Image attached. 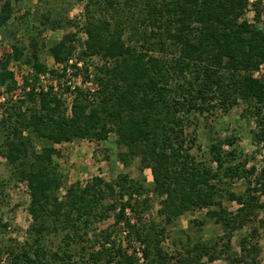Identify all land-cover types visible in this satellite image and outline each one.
I'll list each match as a JSON object with an SVG mask.
<instances>
[{
    "label": "trees",
    "instance_id": "1",
    "mask_svg": "<svg viewBox=\"0 0 264 264\" xmlns=\"http://www.w3.org/2000/svg\"><path fill=\"white\" fill-rule=\"evenodd\" d=\"M19 1L0 0V41L10 45L0 56V157L26 186L31 222L24 242L0 245V264H203L222 255L227 264H261L264 165L249 162L264 150V77L258 75L264 0H84L82 20L63 15L59 0H40L45 27L66 30L48 48L61 69L40 60L36 34L30 33L29 47L18 39L12 19ZM249 7L254 22L246 18ZM28 15L24 10L21 19ZM93 57L98 62L91 66ZM70 58L81 81L74 88L62 85ZM11 63L17 72L28 70L21 85ZM41 72L62 92L52 84L43 90ZM241 104L253 123L254 156L243 152L237 135L217 133L198 158L194 115L226 114ZM110 134L123 166L138 159V177L94 175L69 184L61 197L56 144L105 141ZM146 168L151 181L141 175ZM239 180L245 182L241 192L234 186ZM154 197L160 222L144 221ZM195 210H205L190 220L195 233L208 221L221 233L197 240L187 235L179 242L183 250L169 255L161 246L168 225ZM109 217L112 223L97 226ZM7 227L0 216V230Z\"/></svg>",
    "mask_w": 264,
    "mask_h": 264
},
{
    "label": "rangeland",
    "instance_id": "2",
    "mask_svg": "<svg viewBox=\"0 0 264 264\" xmlns=\"http://www.w3.org/2000/svg\"><path fill=\"white\" fill-rule=\"evenodd\" d=\"M59 2L60 5H62V2L64 4L63 15L70 19L77 18L78 20H82L84 0H59ZM19 3L20 5L22 4V6L18 4L15 7L12 19V26H17L19 28L17 33L18 39L25 46L29 47L30 33L36 34L39 41V58L47 68H53L55 63L48 53V48L51 44L58 41L66 30H50L47 26V28L45 27L43 19L39 15V12L43 10V3H41L40 0H20ZM250 8L251 7L247 10L246 18L249 22H254V13ZM24 10L29 11V15L21 19ZM259 25L264 28V5L260 15ZM67 30H71V28ZM9 50L10 45L8 41L1 40L0 56ZM88 60L91 66L98 62V59L95 57ZM10 66L13 68L16 67L13 63H11ZM27 71V68L22 69V73H27ZM258 75L264 77V64L261 66ZM243 108L241 104L235 106L226 114L220 112L213 115L205 114L207 117L205 115H194L198 124L196 134L197 144L200 148H194L192 151L197 154L198 158L204 157L207 142H209V136H214L217 133L222 136H227L231 133L237 135L239 137V145L242 147L243 152L248 156H254V145L249 131L250 128H253V123L251 122L252 120L249 121L247 117L243 116ZM40 145L41 143L37 142L36 146L38 148H40ZM56 148L59 149L60 154L54 156V160L64 176V181L59 192L61 197L65 192L66 186L74 182L84 184L94 175H99L105 180H110L120 172H128L132 177H138L140 173L138 170V159H133L128 167L123 166L122 163L117 160L116 152L118 147L115 143L114 134H110L105 141L98 142L94 140L77 139L71 142L56 144ZM251 162H254L257 167L264 165V150L258 155H255L249 162V165ZM141 175L144 176L147 181L152 180L151 172L148 168L144 169ZM234 186L238 192H241L244 189L245 182L243 180L236 181ZM28 202L29 195L26 186L13 179L11 170L7 166L5 159L0 157V216L2 221L8 224L7 228H1L0 230V245L12 242L13 240H15L14 242L22 243L28 239L27 230L31 222V217L27 211ZM152 203L150 210L143 214L144 221L154 220L160 222V219L156 215L159 203L155 197ZM226 203L230 209L236 206L234 203ZM204 213L205 210L190 211L178 217L172 224L168 225L164 235L165 238L161 241V246L169 255L173 256L177 251L183 250L179 242H185L187 235H190L192 240H197L198 238L208 239L221 233L220 227L211 221H208L200 228L198 233H195L194 224H190V220L193 218H201ZM112 222L113 218L109 217L98 223L97 226L102 228ZM123 231L125 233V230ZM124 233L122 232L120 235L123 245L126 243ZM236 239L237 235L232 239L234 249L238 248L236 246ZM52 240L56 242L58 241V237H52ZM259 242L262 246L260 256L261 264H264V237H261ZM134 245L140 246L138 243H134ZM202 261L203 264H227L224 255L214 261H206V258H203Z\"/></svg>",
    "mask_w": 264,
    "mask_h": 264
},
{
    "label": "built area",
    "instance_id": "3",
    "mask_svg": "<svg viewBox=\"0 0 264 264\" xmlns=\"http://www.w3.org/2000/svg\"><path fill=\"white\" fill-rule=\"evenodd\" d=\"M73 63V58H70L68 64L65 66V73L66 76L69 77V80H67V82H62V85L67 84L70 85L71 88H74L75 84L80 85L81 81H80V75L78 76H74L73 75V70L74 68L71 66V64ZM78 66H81V61L77 62ZM63 67V64H56L54 68L57 69H61ZM13 71L15 72V77H16V81L18 85L22 84V71L17 72L16 68H13ZM39 79L42 83V88L43 90H47L48 89V84H52L53 85V90L57 91L59 93L62 92V89H59L56 85V80L53 79V77L49 74V72H41L39 73ZM85 85L88 86V88H90V90L92 91L95 88V85L92 82H86ZM20 89H17V91H19ZM63 98L66 99V107L68 109V111H70V106H71V99H72V94L70 92H66L62 94ZM0 100H3V97H0ZM131 251V249L129 250V252ZM134 254L136 255V257L138 258L139 262L143 261V256H142V251L138 246H135V250H134Z\"/></svg>",
    "mask_w": 264,
    "mask_h": 264
}]
</instances>
